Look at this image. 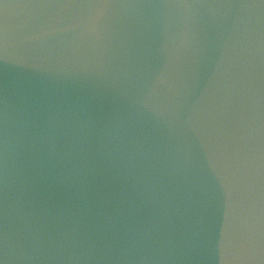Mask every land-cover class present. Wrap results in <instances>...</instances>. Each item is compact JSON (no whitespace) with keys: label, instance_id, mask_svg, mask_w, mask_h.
<instances>
[{"label":"clouds","instance_id":"obj_1","mask_svg":"<svg viewBox=\"0 0 264 264\" xmlns=\"http://www.w3.org/2000/svg\"><path fill=\"white\" fill-rule=\"evenodd\" d=\"M0 264H264V0H0Z\"/></svg>","mask_w":264,"mask_h":264}]
</instances>
